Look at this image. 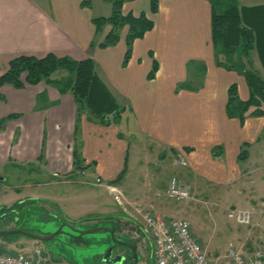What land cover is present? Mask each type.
Listing matches in <instances>:
<instances>
[{
  "label": "crops",
  "instance_id": "obj_1",
  "mask_svg": "<svg viewBox=\"0 0 264 264\" xmlns=\"http://www.w3.org/2000/svg\"><path fill=\"white\" fill-rule=\"evenodd\" d=\"M92 1L89 0V6L83 7V0H0V76L7 71L9 61L19 56L43 58L51 54L74 61L89 58L94 61L99 81L128 113L118 126L108 127L88 121L86 113L80 120L76 138V106L70 94H60L55 87L44 82L25 84L21 89L3 85L0 87L3 97L0 101V120L6 121L0 131V170L7 169V174L13 175L15 170L24 172L32 168L36 173L45 172L47 178L59 174L66 179L77 178L79 183H75L79 186H68L64 193L59 189L58 197L54 193L51 200L58 206L66 204L64 198L72 197L79 191H91L96 198L99 192L90 190V187H103L110 195V189L115 188L121 194L122 203H134L130 198L141 196L146 203L151 202L146 206L152 207L146 209L152 210V203L158 201L154 180L164 169L168 155L173 156L176 151L182 150L186 163L182 171H185L191 187L206 186V189L217 191L206 203L211 215L206 220V239L199 234L200 242L203 246L206 244L204 248L208 257L215 259L230 245L243 254H251L256 249L264 251V198L253 190L246 208L252 215L250 225L233 223L226 231L221 227L220 219L215 217L218 211H228L227 203H221L225 192H243L236 187L243 181L242 176L263 173L264 119L247 117L241 125L237 119L226 115L227 88L235 83L242 101L248 99L249 92L241 75L215 64L209 2L157 0L155 13L150 11V0L125 2L122 14H143L153 26L142 38L134 41L131 57L123 65L127 28L121 30L115 46L98 48L110 27L106 26L102 33L96 35L92 19L108 17L111 7L101 0L96 11L92 9ZM236 1L244 9L264 8V0ZM250 60L256 63V69L262 71L256 52L251 54ZM190 61L205 67L200 85L197 90L176 92V86L191 77L187 71ZM153 62L157 69L153 78L148 79ZM62 74L52 79L64 76ZM192 80L197 81L196 77ZM128 121L132 125L128 126ZM129 138L131 142L140 140L141 145L146 146L142 153L145 158L141 154L137 163L138 149L135 143L127 141ZM76 140L78 149L75 148ZM244 144L247 145V157L239 160ZM75 149L81 159V169L71 177L74 174L72 155ZM130 149L134 153L135 165L140 169L135 173V181L126 188L123 179L128 170ZM122 170H125L123 178L115 183ZM140 173L144 178L136 181L140 179ZM31 180L15 190L35 189ZM141 184L145 185L143 196L136 193ZM50 185L54 190L58 187L54 183ZM36 186L38 188L39 184ZM37 196L31 193L27 197L30 199L28 202L32 203L34 198H39ZM103 205V212L87 211L78 220L69 219L68 222L99 217L109 225L110 222H129L134 215L128 213L125 207L121 208L123 204L120 207L108 200ZM112 206L120 208L114 210ZM108 210L113 214L106 215ZM2 243L0 250L4 251H27L39 245L31 239L18 240L11 248L2 246ZM140 243L146 249V242L140 240ZM52 260L57 264H74Z\"/></svg>",
  "mask_w": 264,
  "mask_h": 264
},
{
  "label": "trees",
  "instance_id": "obj_2",
  "mask_svg": "<svg viewBox=\"0 0 264 264\" xmlns=\"http://www.w3.org/2000/svg\"><path fill=\"white\" fill-rule=\"evenodd\" d=\"M110 4L111 13L108 17H96L92 19L95 34L103 32L106 26L110 27L109 32L98 44V48L105 49L115 46L120 39V31L127 28L125 36L126 50L123 58V65H126L131 57L132 45L135 40L142 38L152 29L153 23L143 14L133 16L128 13L122 14V6L131 0H104ZM211 7V42L214 52V61L217 67L226 71H232L241 75L248 88L247 100H240L236 84L227 88V102L225 112L228 118L237 119L243 124L247 117H264V77H260L257 71L251 67L250 54L255 51L264 72V8H242L236 0H207ZM82 6H89V0H83ZM157 0H150V11L155 13ZM222 59V60H221ZM245 63L247 68L245 67ZM157 69L155 62L147 78L152 79ZM188 74L196 77L197 81L190 82V78L176 86L179 90H197L200 85L202 73L205 67L192 61L187 63ZM63 72L64 76L52 79L57 73ZM23 76V78H22ZM44 82L55 87L60 94H70L76 106V118L74 135H78L80 120L87 113L88 121L108 127L118 126L125 112V107L118 105L114 98L99 81L95 73V64L92 59L74 61L69 58H56L48 54L43 58L19 56L9 61L7 71L0 76V87L10 85L15 89H21L25 84L36 85ZM0 101L3 97L0 95ZM6 120H0V131L5 126ZM118 137L121 138V135ZM77 138V137H76ZM242 146L239 160L247 156ZM216 148L212 150L214 154ZM72 166L73 173L81 169V159L77 149L73 151ZM122 170L117 176L115 183H118L124 176ZM11 207L0 208V226L2 229L11 225L10 216H5V211ZM12 211V210H11ZM11 213V212H10ZM14 213V212H13ZM11 213V214H13ZM89 220V219H87ZM119 231V224L112 223ZM0 228V229H1ZM33 232L32 230H27ZM13 236L3 237L9 240Z\"/></svg>",
  "mask_w": 264,
  "mask_h": 264
},
{
  "label": "rangeland",
  "instance_id": "obj_3",
  "mask_svg": "<svg viewBox=\"0 0 264 264\" xmlns=\"http://www.w3.org/2000/svg\"><path fill=\"white\" fill-rule=\"evenodd\" d=\"M100 3H101V0H95V1L93 0L92 9L96 10V8L98 7ZM252 53L255 54V51H252ZM251 54H250V57H251ZM250 62L252 66L251 68L254 71H257L260 74L259 76L263 78L264 72L260 71V69H256V67L254 66L256 65V63L253 64L252 60H250ZM245 67L247 68L246 63H245ZM62 73L63 72L57 73V75L55 76L58 77ZM62 75H64V73ZM189 80L190 82L187 81L186 82L187 84L189 83L191 84V81L195 83V81L192 80V76L190 77ZM193 86L195 85H192V87ZM126 113H128L127 109L122 115L125 116ZM123 120L125 121V119ZM130 125L132 124L130 121H128V126ZM130 129L131 127L129 128V130ZM127 141L130 143L133 142L136 144V149H138L136 152L138 156V158H136V163H137L141 159L140 155L144 153L146 146L143 145L144 146L143 147L141 143L139 142L140 140L138 141L134 140L131 142V139L129 138V140ZM130 146H132V144H130ZM75 148L78 149L77 140L75 142ZM244 150L247 151V147ZM177 152L178 154H184L182 150L177 151ZM142 158H145L144 154H142ZM163 165H164V169L161 171V174L158 175V179L154 180V185H156L158 189V193H157L158 201L152 203L154 204L152 211H154V214L159 217L183 218L187 220L190 223L194 236L199 241H201L199 239V234L201 236H204L206 239V220H208V218L211 216V215L209 216V212H208L209 209L206 203L208 204L209 202L208 199L209 197H211V194L216 195L217 191L215 192L214 190H210V188L206 189V186L199 187V188L196 187V189L195 188L193 189L191 187V183L186 180L185 171H182L184 168L176 166V164L174 163V155L172 156V154L168 155ZM139 169L140 167L137 166V164L135 165L134 153L130 149V151L128 152V170L123 179V184L126 188H128L130 184L133 181H135L134 180L135 173ZM257 171H259V168ZM262 172H263L262 174L259 172V173H256L255 175L249 174V175L242 176L243 181L240 182V184L236 187L240 188L241 191L243 192H237L234 190L230 192H225V194L221 197V203L226 202L227 204L225 205H228L227 206L228 210H232V207H234V209L236 210H246V208L249 206L248 203H249V198L252 193V190L256 195H259L260 197L264 198V171ZM28 174L31 176H29ZM62 175L63 174H59L57 177H53L54 178L53 179L52 177L47 178L48 175H45V172H43V174L36 173V171H33L32 168L29 169V171L25 170L24 172L23 170L22 171L15 170V173L13 175L7 174V169L0 170V177L3 178V181L0 182V208L1 207H11V209L6 210L4 214L5 216L11 217V220H12L11 226L17 229H24V230L30 229L33 231L32 234H35V235L52 234L53 232L58 230L63 225L64 226L62 227V231L64 233H67L69 231L68 226H72V227L75 226L76 229L81 230V231H85V230H88V229H91L97 226L99 228L102 226L104 227L108 226V224H105L104 220L99 219V217L98 218L92 217V219L90 220H87V218H85L86 221L85 220L76 221L73 223L68 222L69 219L78 220V217L79 216L83 217L82 215L86 213L87 211L93 210V211L103 212L105 209L103 204L106 203V201L108 200L112 201L114 205H116L117 203L113 202L112 195H110L106 191L105 188L99 187L98 189H94L90 187V190H97L99 192L96 198L93 197V195L91 194V191H84V192L79 191L77 194H75L72 197L64 198L63 201H65L66 204L58 206L57 202H54L53 200H51L54 197V193H56L58 197L59 189H60V192L64 193L65 189L68 188V186H79L77 185L79 183L76 180L77 178L75 180L66 179ZM171 176L178 177V179L183 183L182 185L190 190L191 197H192L191 200L178 202V201L170 200L169 198L166 197V194H165L166 187H167L168 180ZM139 177L140 179L137 178L136 181H139V180L142 181L144 178L143 174L141 173ZM30 180H31V184L33 185L32 188H35V189H28V190L23 189L22 191L20 190L21 192L15 190L16 188L19 189V187H22L24 182H28ZM45 181H50L54 183L55 186H58V187H55L56 190H54V187L50 185L52 183L45 182ZM37 184H39L38 188L36 186ZM140 186H142L141 189L143 191H140L141 190ZM10 188H14V190ZM78 188L79 187H76V189ZM144 189H145L144 184L139 185L138 190L136 192L137 195L143 196V194L145 193ZM29 193L38 195L37 197L39 198H34V201L32 203H29L28 200L30 199L27 198L28 195H30ZM44 197H46V199ZM65 199L68 200L69 202H67ZM130 199L134 203H130L131 201H127L128 203L125 202L123 203L122 207L120 206L121 208L125 207L128 213L134 214V207H136V205L134 204H139L140 207L142 208L152 207L150 205L146 206V204H150L151 202L146 203L147 201L143 200L141 196H136L135 198L131 197ZM148 200H150V198ZM117 207L120 208L119 206ZM117 207L112 206L111 208L114 210H118ZM10 212L11 213L14 212V213L11 214ZM227 212L218 211L216 213L217 215L215 216L216 218L220 219V225L221 227L223 226L226 231L234 223L233 221L227 218ZM105 213L106 215L113 214L110 211L105 212ZM129 219H130L129 222L128 221L124 223L118 222L119 231L115 233L116 236L118 235L124 236V237H128L129 235L134 236L131 234V229H134L133 224L137 222L140 223L141 219L136 214L132 216V219L131 218ZM251 220H252V215H251ZM63 221H66V222H63ZM11 226L9 227L11 228ZM74 236L77 237L76 234H74ZM107 238H108V235L106 233L105 234L96 233V234L83 235L81 239L79 240V242H73L74 246L72 245L69 246L70 239L65 235H59L57 236L56 240L39 242L38 244L43 246L46 252L50 254L52 259L57 260L58 262L66 261V262H73L74 264H92V263H89L91 256L97 252L103 251L106 248L107 245L106 243H103V242L106 241ZM18 240L29 241V239L24 236L13 235V237H11V239L9 240L0 239V242H4L2 243V246L11 248L12 245H16V241ZM134 241L137 242L138 245L140 246V249H138L137 251L138 253L136 252L139 257L138 264H146L147 257L149 256L148 249H147L148 247H146V249L143 248L142 245H140L141 243L139 239H136ZM61 243H66V245H62ZM204 247L206 248V244L204 245ZM117 248L118 249H116L115 252L117 253L124 252V254L126 253V250L124 248L122 247H117ZM226 250H227V247L224 250V252ZM15 251H18V250H14L13 252ZM149 264H153V262H150Z\"/></svg>",
  "mask_w": 264,
  "mask_h": 264
},
{
  "label": "built area",
  "instance_id": "obj_4",
  "mask_svg": "<svg viewBox=\"0 0 264 264\" xmlns=\"http://www.w3.org/2000/svg\"><path fill=\"white\" fill-rule=\"evenodd\" d=\"M181 165L184 157L178 155ZM176 177L167 184L166 196L174 201L191 200L188 188ZM134 213L141 219V235L148 238L151 245L153 264H264V251L256 249L251 254H242L229 246L222 256L209 258L204 246L192 234L189 222L183 218L156 216L151 210L134 207ZM228 218L239 225L250 223V214L244 211H230ZM136 237L139 236L135 235ZM0 264H57L40 246L27 251H2Z\"/></svg>",
  "mask_w": 264,
  "mask_h": 264
},
{
  "label": "water",
  "instance_id": "obj_5",
  "mask_svg": "<svg viewBox=\"0 0 264 264\" xmlns=\"http://www.w3.org/2000/svg\"><path fill=\"white\" fill-rule=\"evenodd\" d=\"M3 178L0 177V181H2ZM64 226V225H63ZM61 226L58 230L53 232L52 234H41V235H35L32 234L24 229H11L6 231H0V238L6 237V236H13V235H21L28 239L37 241V242H45V241H51L56 240L57 236L59 235H65L70 239L69 246H74L73 242H78L79 239L83 235L88 234H107L108 238L103 243H106V248L101 251L97 252L94 255L91 256L89 262L92 264H126L127 259L123 253H117L115 252L117 247L127 248L130 251L131 258L133 260V264H136L138 262V255L136 253V245L131 241H122L118 237L115 236L114 230L115 228L111 225L110 227H94L85 231H81L76 229V227L68 226L69 231L67 233H64L62 231ZM74 234L77 235V237L74 236ZM112 244L111 246L108 244ZM62 245H66V243H61Z\"/></svg>",
  "mask_w": 264,
  "mask_h": 264
},
{
  "label": "flooded vegetation",
  "instance_id": "obj_6",
  "mask_svg": "<svg viewBox=\"0 0 264 264\" xmlns=\"http://www.w3.org/2000/svg\"><path fill=\"white\" fill-rule=\"evenodd\" d=\"M75 227V226H74ZM121 237V236H120ZM120 237H118L120 240H122V241H131V240H128V238L127 239H125V237L124 238H120ZM80 240V239H79ZM79 240H78V242H79ZM131 242H133L135 245H136V252L138 251V247H139V245H138V243L137 242H134V241H131ZM108 245H112V244H108ZM146 247H148L149 248V246L148 245H146ZM147 248V249H148ZM125 250H126V253L124 254V252H122L123 254L122 255H124L125 257H126V259H127V263L126 264H133V260H132V258H131V254H130V251L127 249V248H124ZM138 253V252H137ZM139 263V257H138V262L136 263V264H138ZM150 263V261H149V258H147V260H146V264H149Z\"/></svg>",
  "mask_w": 264,
  "mask_h": 264
}]
</instances>
